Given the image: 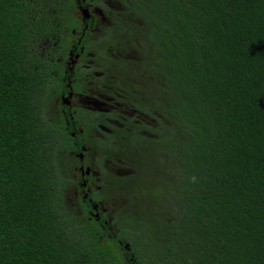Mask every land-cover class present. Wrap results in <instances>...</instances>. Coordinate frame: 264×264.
Listing matches in <instances>:
<instances>
[{"label":"trees","instance_id":"trees-1","mask_svg":"<svg viewBox=\"0 0 264 264\" xmlns=\"http://www.w3.org/2000/svg\"><path fill=\"white\" fill-rule=\"evenodd\" d=\"M81 146L111 172L77 209ZM0 264H264V0H0Z\"/></svg>","mask_w":264,"mask_h":264},{"label":"rangeland","instance_id":"rangeland-1","mask_svg":"<svg viewBox=\"0 0 264 264\" xmlns=\"http://www.w3.org/2000/svg\"><path fill=\"white\" fill-rule=\"evenodd\" d=\"M108 5L111 7H115V5L113 3H108ZM97 22H98V26H97V32L98 33L94 36V41L101 37L102 31L100 29L102 27L109 26V24H110L108 18L103 13H102L101 17H99V20ZM49 46H51L49 40L45 39V40L41 41V43L38 47L40 53L46 51L49 48ZM68 59H69V57H68ZM121 59H123L125 61V64H126L125 67H126L127 72L124 73L125 74V76H124L125 80L127 82L137 83V81L135 80L136 68L129 61V60H136L137 56H135L131 51L127 52V53L125 51V54H124V56H122ZM115 60L120 61V59H115ZM96 101L100 104V106H105V103H102L103 102L102 98H101V100L96 98ZM80 102H82V101H80ZM80 102L76 101L75 105L76 104L79 105ZM84 105H86V104L84 103ZM82 116H83V113H81V115H79V117H82ZM86 118L87 117L83 118V120H86ZM105 131L108 132V129H105ZM89 155H90V158L92 157L93 161L96 163L98 160H100L99 152H95V154L93 153V155L91 152V153H89ZM161 165H158L156 163L155 165L150 167L149 174L151 176V180H153V182H157V181H160L162 179L160 182H162L164 185L170 187V183L172 181H174V175L171 173V170L169 169V167L165 166L164 164H163V166H161ZM92 167H93L94 179H93V182L91 184V189L96 191L97 189H100V187L102 186L100 184H101L102 178L105 177L104 176L105 173H103V170L111 172V170H110L111 165H109L107 167L104 164H98V165L94 164ZM75 169H76L75 170L76 171V174H75L76 177L73 176V179L77 180L79 178L78 167H76ZM144 170H146V167L144 168ZM115 173L122 176V174L124 172H122V170H117ZM142 182H143V180H142ZM67 195H68L66 198L67 204L73 208H77L78 203L76 201V196H79V197L81 196V192L79 191V189H77V191H76V189H71V191H69ZM103 196H105L106 199H104V198L100 199V202L98 205V212L106 214L108 221L109 220L110 221L116 220V224H117L118 216H120L124 212L125 209H129L130 204H128V203H131V199H130V197H123V196L118 195L112 189L107 190L106 185H105V189L103 191ZM136 204H137V202H136ZM141 207L146 210L148 207V203L143 201ZM77 212H79V211H77Z\"/></svg>","mask_w":264,"mask_h":264},{"label":"flooded vegetation","instance_id":"flooded-vegetation-1","mask_svg":"<svg viewBox=\"0 0 264 264\" xmlns=\"http://www.w3.org/2000/svg\"><path fill=\"white\" fill-rule=\"evenodd\" d=\"M79 9L83 10V9H86V8H81L80 7ZM90 17H91V15L88 16L89 19H90ZM93 28H94V30L95 29L97 30V27L93 26ZM73 34H74V36L71 39L72 40L71 41L72 45H73L74 41L76 40V38L79 39V37L83 34V32H80V33L74 32ZM78 34H81V35L79 36ZM75 51H77V49H76V47H73L71 52H69V61H67V63H66V67L69 70H72L74 68L73 66L75 64H77L80 61H82V59H83V57L81 56L82 54L85 55V57H86V53H83L84 52L83 49L80 50V53L79 52L76 53ZM92 63H93V60L87 59L85 65H86V67H88ZM72 98H73V93L71 92V93L68 94V98L62 97V100L65 103V105L69 106L70 109H74V110L77 107V104L75 105L76 101H78V102L82 101V102H80L79 106L84 105V103L85 104H89L90 107L94 106V104L95 105L98 104V102L96 101V97H94V96L93 97L91 96L89 98V96H87V95L78 94V95H75V98L73 100H72ZM100 107H103V106H100ZM71 135L73 137L76 136V134L74 132L71 133ZM80 142H83V141H80ZM91 152H92V155H93V153L95 154V152H97V151H92V150L87 151V149L84 146H81L80 151L76 153V157L80 161V164L76 166V167H78V170H79L78 171L79 172V184L82 187L81 189H79V191L81 192V197H83L84 199H88V200H90L88 198V196H89V193L91 192V184H92L93 179H94L93 167L92 166L94 164L96 165V162L93 161L92 157L90 158L89 153H91ZM76 191H77V189H76ZM98 205L99 204H97V206H96V210H98Z\"/></svg>","mask_w":264,"mask_h":264},{"label":"water","instance_id":"water-1","mask_svg":"<svg viewBox=\"0 0 264 264\" xmlns=\"http://www.w3.org/2000/svg\"><path fill=\"white\" fill-rule=\"evenodd\" d=\"M82 14H83V16H84L85 18H88V16H89V13H88V10H87V9H83V10H82ZM94 208H96V207H94ZM125 247H127V246H125Z\"/></svg>","mask_w":264,"mask_h":264}]
</instances>
